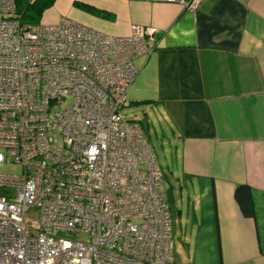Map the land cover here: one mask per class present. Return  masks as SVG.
<instances>
[{"label":"built area","instance_id":"obj_1","mask_svg":"<svg viewBox=\"0 0 264 264\" xmlns=\"http://www.w3.org/2000/svg\"><path fill=\"white\" fill-rule=\"evenodd\" d=\"M155 31L24 23L0 0V164L20 167L0 173V264H174L162 172L123 113Z\"/></svg>","mask_w":264,"mask_h":264},{"label":"crops","instance_id":"obj_2","mask_svg":"<svg viewBox=\"0 0 264 264\" xmlns=\"http://www.w3.org/2000/svg\"><path fill=\"white\" fill-rule=\"evenodd\" d=\"M61 16L117 36L156 29V49L134 59L123 113L141 123L168 181L174 264H264V0L193 10L55 0L41 22ZM239 185L250 188L252 216L235 198Z\"/></svg>","mask_w":264,"mask_h":264},{"label":"trees","instance_id":"obj_3","mask_svg":"<svg viewBox=\"0 0 264 264\" xmlns=\"http://www.w3.org/2000/svg\"><path fill=\"white\" fill-rule=\"evenodd\" d=\"M16 11L20 15V21L24 23H40L43 12L53 5L55 0H14ZM87 9V8H86ZM89 9V8H88ZM93 11L92 9H89ZM96 12V11H95ZM235 198L242 212L246 216L253 215V205L250 188L247 185H239L235 189Z\"/></svg>","mask_w":264,"mask_h":264},{"label":"rangeland","instance_id":"obj_4","mask_svg":"<svg viewBox=\"0 0 264 264\" xmlns=\"http://www.w3.org/2000/svg\"><path fill=\"white\" fill-rule=\"evenodd\" d=\"M144 27H150V26H144ZM151 28H154V27H151ZM155 29V28H154ZM156 30V29H155ZM156 32V31H155ZM130 33V32H129ZM128 33V34H129ZM108 34V33H107ZM127 34V35H128ZM155 34V33H154ZM112 35V34H111ZM127 109V108H125ZM155 153V152H154ZM162 171V170H161ZM20 172V167L14 163H2L0 164V173H6V174H17ZM164 173L162 172V175ZM163 179H164V182H165V185L168 186V181L164 178V175H163ZM68 236V235H66ZM84 235H82L81 237H83ZM81 237L79 239H81Z\"/></svg>","mask_w":264,"mask_h":264}]
</instances>
